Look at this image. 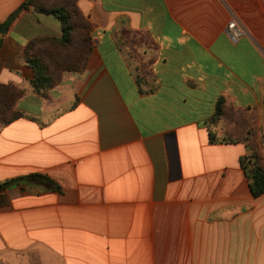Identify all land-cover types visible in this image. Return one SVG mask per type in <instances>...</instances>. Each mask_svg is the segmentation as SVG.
Masks as SVG:
<instances>
[{
    "label": "crops",
    "instance_id": "obj_1",
    "mask_svg": "<svg viewBox=\"0 0 264 264\" xmlns=\"http://www.w3.org/2000/svg\"><path fill=\"white\" fill-rule=\"evenodd\" d=\"M25 1L0 0V85L25 92L0 123V264H264L247 146L208 127L224 99L213 131L255 128L264 163V0H78L94 48L45 95L22 54L63 28L10 21Z\"/></svg>",
    "mask_w": 264,
    "mask_h": 264
},
{
    "label": "trees",
    "instance_id": "obj_2",
    "mask_svg": "<svg viewBox=\"0 0 264 264\" xmlns=\"http://www.w3.org/2000/svg\"><path fill=\"white\" fill-rule=\"evenodd\" d=\"M50 2L52 0H26L10 19V21L14 20L22 9L31 7L38 14L56 16L62 24V38L35 39L28 44L22 54V58L33 68L35 73L31 85L35 92L42 95H45L57 84L59 73L64 71L79 72L85 69L94 48L93 26L78 7V0H65L63 4ZM24 93L15 85H0V123L2 125L9 124L21 117L14 107ZM233 115L227 110L225 100L221 99L217 104L215 115L208 123L210 140L212 143L243 142L246 144L248 152L241 158V166L250 181L252 194L259 197L264 194V163L253 141L257 130L251 128L240 138L229 133L219 137L213 131V128L219 124L229 122ZM239 123L243 125L246 124V121L241 119ZM29 178L43 177L34 174ZM0 189L4 190V185H0Z\"/></svg>",
    "mask_w": 264,
    "mask_h": 264
},
{
    "label": "built area",
    "instance_id": "obj_3",
    "mask_svg": "<svg viewBox=\"0 0 264 264\" xmlns=\"http://www.w3.org/2000/svg\"><path fill=\"white\" fill-rule=\"evenodd\" d=\"M227 33L233 41H238L244 35L243 29L239 27L236 21H232L231 23H229L227 27ZM1 192L2 191L0 189V196Z\"/></svg>",
    "mask_w": 264,
    "mask_h": 264
},
{
    "label": "rangeland",
    "instance_id": "obj_4",
    "mask_svg": "<svg viewBox=\"0 0 264 264\" xmlns=\"http://www.w3.org/2000/svg\"><path fill=\"white\" fill-rule=\"evenodd\" d=\"M65 0H52V2L50 3H53V4H63Z\"/></svg>",
    "mask_w": 264,
    "mask_h": 264
},
{
    "label": "water",
    "instance_id": "obj_5",
    "mask_svg": "<svg viewBox=\"0 0 264 264\" xmlns=\"http://www.w3.org/2000/svg\"><path fill=\"white\" fill-rule=\"evenodd\" d=\"M7 33V28L3 27L0 29V36Z\"/></svg>",
    "mask_w": 264,
    "mask_h": 264
}]
</instances>
